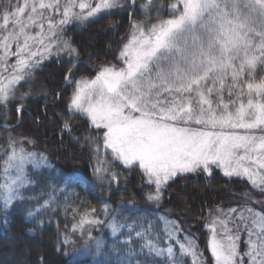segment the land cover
<instances>
[{"label":"snow or ice","instance_id":"obj_1","mask_svg":"<svg viewBox=\"0 0 264 264\" xmlns=\"http://www.w3.org/2000/svg\"><path fill=\"white\" fill-rule=\"evenodd\" d=\"M121 13L128 28L115 60L77 78L71 26ZM65 55L71 66L56 93H68L62 131L71 132L72 118L85 121L92 181L107 191L122 180L127 190L118 167L138 169L144 206L135 194L127 205L109 198L99 209L78 195L70 201L88 177L60 169L5 123L0 222L19 212L42 227L45 217L71 210V228L57 234L66 264L78 255L86 264H264V199L245 190L243 203L209 210L210 257L164 207L178 176L216 169L264 195V0H0L3 119L14 103L19 115L31 94L21 89L45 62Z\"/></svg>","mask_w":264,"mask_h":264},{"label":"trees","instance_id":"obj_2","mask_svg":"<svg viewBox=\"0 0 264 264\" xmlns=\"http://www.w3.org/2000/svg\"><path fill=\"white\" fill-rule=\"evenodd\" d=\"M127 28L128 17L123 13L105 16L82 27L71 26L66 35L72 39L79 52V59L73 68L76 77L94 74L100 61H114L121 37ZM88 37H91L94 48L87 43ZM69 59L65 55L60 61L53 59L45 62L46 66L38 70L32 85L21 89L22 92L30 91L31 94L23 100V109L19 115L15 103L10 107L7 120L3 119L4 113L0 110V145L9 135V131L2 126L7 123L13 126L14 133L31 137L36 142L35 150L46 153L60 169H79L91 182L70 190V201L75 200L78 195L80 200L88 201L86 207L94 206L99 209L109 198L113 206L121 198L127 205L135 194L136 200L144 206L138 187V169L130 172L118 167L117 170L127 177V190L122 180L119 190L114 185L109 192L106 186L92 181L90 164L95 161L91 150L86 146V138L93 133L85 121L72 118L71 132L62 131V117L68 119L65 110L68 93L65 91L64 98L59 99L56 98V93L64 85L63 75L71 66ZM245 190L253 200L264 199V195L259 190L252 189L246 181L229 179L219 169L214 170L211 177L205 174L178 176L166 192L164 207L165 210H170L172 218L181 223L185 232H190L195 237L205 256L210 257L206 248L208 233L204 227L205 217L209 210H214L217 206L227 209L243 203L240 193ZM76 202L79 203V200ZM72 215L71 210L67 213L62 209L58 210L55 215L45 217L46 222L42 227L28 221L19 212L10 216L7 225L0 222V264H66L67 258L57 251V234L58 228L61 232L65 229V224L71 228L74 222ZM28 229L35 231L29 232ZM72 259L76 264H86L88 258L78 255Z\"/></svg>","mask_w":264,"mask_h":264},{"label":"rangeland","instance_id":"obj_3","mask_svg":"<svg viewBox=\"0 0 264 264\" xmlns=\"http://www.w3.org/2000/svg\"><path fill=\"white\" fill-rule=\"evenodd\" d=\"M87 43L92 47V48H94L93 47V42H92V40H91V37H88V41H87ZM221 173H222V171H220ZM223 174V173H222ZM189 175H196V174H189Z\"/></svg>","mask_w":264,"mask_h":264}]
</instances>
